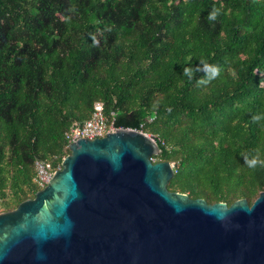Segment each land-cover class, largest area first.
<instances>
[{
  "label": "trees",
  "instance_id": "trees-1",
  "mask_svg": "<svg viewBox=\"0 0 264 264\" xmlns=\"http://www.w3.org/2000/svg\"><path fill=\"white\" fill-rule=\"evenodd\" d=\"M95 102L154 140L168 192L250 205L264 192V0H0V212L38 191L34 162L59 169L64 132Z\"/></svg>",
  "mask_w": 264,
  "mask_h": 264
},
{
  "label": "water",
  "instance_id": "water-1",
  "mask_svg": "<svg viewBox=\"0 0 264 264\" xmlns=\"http://www.w3.org/2000/svg\"><path fill=\"white\" fill-rule=\"evenodd\" d=\"M49 182L0 212V264H264V192L248 205L171 193L172 164L130 129L76 140Z\"/></svg>",
  "mask_w": 264,
  "mask_h": 264
},
{
  "label": "built area",
  "instance_id": "built-area-1",
  "mask_svg": "<svg viewBox=\"0 0 264 264\" xmlns=\"http://www.w3.org/2000/svg\"><path fill=\"white\" fill-rule=\"evenodd\" d=\"M117 129L113 126V120L107 121L101 113V104L93 103L91 113L88 119L81 123H73L63 134L64 150H67L70 143L76 140L92 141L100 139L108 133ZM33 182L38 190H41L50 180L51 176L57 169H52L47 162H34Z\"/></svg>",
  "mask_w": 264,
  "mask_h": 264
},
{
  "label": "clouds",
  "instance_id": "clouds-1",
  "mask_svg": "<svg viewBox=\"0 0 264 264\" xmlns=\"http://www.w3.org/2000/svg\"><path fill=\"white\" fill-rule=\"evenodd\" d=\"M216 15H217V11L213 10L212 12L209 13L208 19L209 20H214V19H216ZM251 163L255 164V161H252Z\"/></svg>",
  "mask_w": 264,
  "mask_h": 264
}]
</instances>
